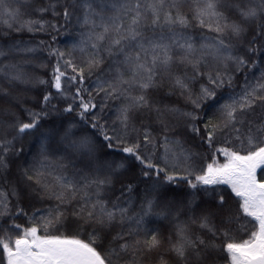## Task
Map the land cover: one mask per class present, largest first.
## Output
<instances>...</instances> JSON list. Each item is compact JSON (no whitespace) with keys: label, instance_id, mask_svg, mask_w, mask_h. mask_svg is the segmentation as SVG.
<instances>
[{"label":"snow or ice","instance_id":"obj_1","mask_svg":"<svg viewBox=\"0 0 264 264\" xmlns=\"http://www.w3.org/2000/svg\"><path fill=\"white\" fill-rule=\"evenodd\" d=\"M69 25L79 28L69 51L12 42L25 32L54 42ZM0 44V264H264V0H0ZM42 48L51 80L25 67ZM20 84L46 90L24 107ZM165 87L183 109L158 106ZM220 90H231L223 103ZM205 107L216 115L205 120ZM54 112L79 119L46 123ZM153 113L159 137L137 124ZM28 138L39 158L13 183L9 161ZM189 141L212 162L199 167ZM132 166L142 193L124 179ZM25 196L52 206L29 213Z\"/></svg>","mask_w":264,"mask_h":264},{"label":"trees","instance_id":"obj_2","mask_svg":"<svg viewBox=\"0 0 264 264\" xmlns=\"http://www.w3.org/2000/svg\"><path fill=\"white\" fill-rule=\"evenodd\" d=\"M46 19H50L49 17H46ZM202 30L198 28H193L190 30L191 34L193 37L197 40L200 39V32ZM52 35H56L53 33ZM204 35L208 36L210 35L206 31H204ZM11 36L15 37V41L12 42H20L23 41L24 43L28 44L29 46H35L38 45L41 40L45 41L48 44H52L54 47H57L61 49L62 51H69L73 48L74 45H76L79 41V28H74L71 25H69L66 29H62L60 34L56 35V39L53 42L51 39V35L44 33V32H39V33H11ZM0 47H4L5 50L8 47V45H3L0 44ZM77 57H79V52L78 50L74 53ZM15 56V54H12ZM30 56H34V59H31L30 65H26V69L29 72L30 75H33L37 78H43L45 80H51V69L52 65L55 63V59H51L48 56V52L46 49H40L34 54H29ZM12 62H20V57H16L15 60H13L11 57L9 59H4L3 64H9ZM44 65H47L45 67ZM253 71L256 72L257 75H259V70L258 69H253ZM91 80H95V77H92ZM241 83L243 82V77H240ZM7 84V81H5V85ZM196 87H199V84L196 85ZM27 89V91H25ZM46 90L45 86L41 85H24L20 84L17 86L16 89L12 91L13 97H18L21 101H26V103L23 105L24 107H30L32 106L35 101L39 98V96ZM239 88L236 89L237 92H239ZM53 93H55L54 89H51ZM231 90L225 91V90H220V93L218 95H222L221 103H223L227 99L228 92ZM169 89L165 87L164 89L156 92L153 94V99L158 102V106L160 108L164 107H176L183 109L184 108V101L183 99L179 96L178 93L176 94H171L169 95ZM52 103L57 106L59 109H63L66 106V103L59 97L54 96ZM119 101H109V107L105 109L104 111V117L107 119L109 122H111L112 119H114V114H115V109L116 107L119 106ZM7 107V105H5ZM38 107V105H37ZM202 114H204V119L208 120L209 118H213L216 115V110L215 108H208L205 107L202 110ZM73 119H79L78 117L75 116V113L69 114V113H53L51 116L48 117V120L46 123L48 124H53L57 123L59 121H70ZM164 119L166 121L170 122V125H177V120L171 116L165 115ZM137 124H144L149 126L153 130V135L159 137L162 129V124L159 120H157L155 113H153L151 116H144L140 119H138ZM169 135H171L174 139H178L182 135V129L179 126L172 127ZM189 147H192L193 151L197 152H203L202 149L198 148L195 146V144L191 141H189ZM162 151V149H161ZM40 152V141L35 140L32 138H28V140L25 141V150L24 153L20 156H13L10 161H9V169L7 173L5 174L8 178L9 181H12L15 183L20 175L21 172L26 169L30 168L34 162L35 159H38V153ZM58 157H54L53 159H56ZM216 160L219 163L225 162V158L221 155L216 156ZM212 162V156L211 152H203V155L201 158L198 160V165L199 167H206L208 163ZM138 176H139V169L136 166H132L128 173L125 176V181L131 180L134 184L138 183V191L142 193V190L144 188L143 183H139L138 181ZM258 178H260L258 176ZM23 187V185H21ZM221 188H227L226 185H221ZM116 188H120V184H116ZM182 190L186 191V185L182 186ZM230 192V189H228ZM119 193L117 192V195ZM136 193H133L135 196ZM22 206L25 208L26 211L31 213L34 211V209L39 208V209H47L52 206V202L49 201H39L38 198H35L32 200V206L29 207V200L28 197L25 196L22 198ZM17 222L21 223H27L26 220H20ZM159 224V222H157ZM84 238H87V234L84 233Z\"/></svg>","mask_w":264,"mask_h":264},{"label":"water","instance_id":"obj_3","mask_svg":"<svg viewBox=\"0 0 264 264\" xmlns=\"http://www.w3.org/2000/svg\"><path fill=\"white\" fill-rule=\"evenodd\" d=\"M259 179V178H258Z\"/></svg>","mask_w":264,"mask_h":264}]
</instances>
